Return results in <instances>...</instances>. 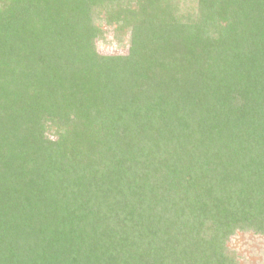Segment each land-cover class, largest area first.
Here are the masks:
<instances>
[{
    "label": "trees",
    "instance_id": "1",
    "mask_svg": "<svg viewBox=\"0 0 264 264\" xmlns=\"http://www.w3.org/2000/svg\"><path fill=\"white\" fill-rule=\"evenodd\" d=\"M250 232L264 0H0V264H240Z\"/></svg>",
    "mask_w": 264,
    "mask_h": 264
},
{
    "label": "rangeland",
    "instance_id": "2",
    "mask_svg": "<svg viewBox=\"0 0 264 264\" xmlns=\"http://www.w3.org/2000/svg\"><path fill=\"white\" fill-rule=\"evenodd\" d=\"M104 38L96 42L97 51L102 55L124 56L128 53V36L125 34L122 43L115 28L103 25ZM53 139H55L53 137ZM229 248L238 257L240 264H264V237L255 233H242L232 238Z\"/></svg>",
    "mask_w": 264,
    "mask_h": 264
}]
</instances>
